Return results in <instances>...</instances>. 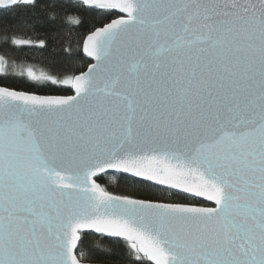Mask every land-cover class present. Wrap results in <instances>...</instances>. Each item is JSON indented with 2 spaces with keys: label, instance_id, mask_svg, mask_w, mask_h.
I'll return each instance as SVG.
<instances>
[{
  "label": "snow or ice",
  "instance_id": "1",
  "mask_svg": "<svg viewBox=\"0 0 264 264\" xmlns=\"http://www.w3.org/2000/svg\"><path fill=\"white\" fill-rule=\"evenodd\" d=\"M21 7L39 5L0 0ZM49 7L105 22L83 39L87 71L18 73L72 94L0 86V264H82L92 234L126 264H264V0ZM14 67L0 54V74ZM109 170L184 196L114 194Z\"/></svg>",
  "mask_w": 264,
  "mask_h": 264
},
{
  "label": "trees",
  "instance_id": "2",
  "mask_svg": "<svg viewBox=\"0 0 264 264\" xmlns=\"http://www.w3.org/2000/svg\"><path fill=\"white\" fill-rule=\"evenodd\" d=\"M39 7H21L14 11H0V54H6L10 65H15L7 75L0 74V86L29 91L40 95L72 94L66 86L50 82H33L18 73L31 67L37 75L41 72L64 78L78 75L87 70L90 64L82 55L83 39L96 27L102 26L104 17L80 15L71 10L60 11L50 8L61 0H37ZM67 15L79 16V25L69 24ZM5 36L27 38L33 41L44 40L45 47L15 46L8 43L5 49ZM8 49L14 50L13 52ZM97 182L114 194L130 195L134 198L162 201L182 199L183 196L162 190L152 185L123 176H103ZM85 264H126L125 246L122 242H112L106 238L89 235L82 249Z\"/></svg>",
  "mask_w": 264,
  "mask_h": 264
},
{
  "label": "water",
  "instance_id": "3",
  "mask_svg": "<svg viewBox=\"0 0 264 264\" xmlns=\"http://www.w3.org/2000/svg\"><path fill=\"white\" fill-rule=\"evenodd\" d=\"M61 1H68V0H61ZM82 55L83 57L89 62V63H94L95 61L92 60L90 57H87L83 51H82ZM87 71V70H86ZM107 175H111V176H123V177H127V178H130V179H133V180H136V181H139V182H143V183H146V184H149V185H152L151 182H148V181H140L139 178H134V177H131L129 174H123V173H116L114 172L113 170H109V173L108 174H101L100 177H103V176H107ZM100 177H97V178H100ZM96 178V179H97ZM154 187H157V188H160L162 189V186H156V185H152ZM175 193V192H173ZM177 194V193H176ZM179 195H182L184 196V194H179ZM204 203H207V202H204ZM94 236H97L96 234H92ZM99 237V236H98ZM107 239V238H106ZM82 264H85V263H82Z\"/></svg>",
  "mask_w": 264,
  "mask_h": 264
}]
</instances>
